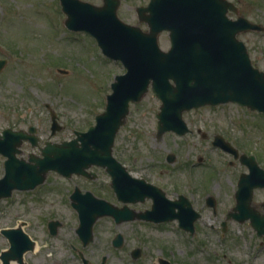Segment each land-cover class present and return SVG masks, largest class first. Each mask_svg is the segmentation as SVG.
Masks as SVG:
<instances>
[{
	"label": "rangeland",
	"instance_id": "rangeland-1",
	"mask_svg": "<svg viewBox=\"0 0 264 264\" xmlns=\"http://www.w3.org/2000/svg\"><path fill=\"white\" fill-rule=\"evenodd\" d=\"M144 1L122 0L120 17L145 29L135 11ZM233 1L240 14L264 24V0ZM65 18L59 0H0V46L12 54L0 74L3 124L19 129L34 125L42 139H47L52 109L64 125L53 137L55 141L73 138L74 130L85 131L94 124L95 116L105 108L114 77L126 71L120 60L103 55L93 36L69 30ZM239 37L253 62L264 70V32L249 31ZM159 41L164 49L170 47L167 32ZM160 104L151 90L132 103L113 151L132 175L161 186L170 198L184 193L191 199L202 214L193 236L178 221L116 223L106 215L96 219L93 240L84 246L76 231L79 216L70 199L75 186L119 206L123 203L117 200L104 168L92 167L97 174L94 179L76 174L69 178L52 171L35 189L15 190L0 200V229L25 222L24 229L39 243V251L26 252V264H84L79 251L90 264H100L102 258H106L105 264H161L160 258L172 264H264V236L257 234L249 220L228 219L223 230L226 215L235 205L237 181L249 170L239 157L213 144L221 134L240 154L254 153L264 168V113L236 103L193 108L183 114L190 132L158 135ZM209 195L217 201L215 210L206 204ZM262 201L264 188H258L254 203ZM151 204L152 199L147 198L129 206L139 211ZM53 219L60 222L56 234L48 228ZM118 232L124 242L115 247L112 240ZM8 247L0 230V252ZM137 248L140 255L134 257Z\"/></svg>",
	"mask_w": 264,
	"mask_h": 264
},
{
	"label": "water",
	"instance_id": "water-1",
	"mask_svg": "<svg viewBox=\"0 0 264 264\" xmlns=\"http://www.w3.org/2000/svg\"><path fill=\"white\" fill-rule=\"evenodd\" d=\"M62 5L67 14L66 25L92 33L104 53L121 59L127 71L117 76L112 93L107 95L105 110L96 116V124L87 131L77 130L75 138L61 143L47 142L42 148L43 157L27 168H17L18 162L10 153L6 174L0 179V198L10 196L16 188L36 187L50 170L67 176L77 173L92 177V172L87 169L98 165L111 174L112 186L120 200L136 202L148 196L153 198V204L151 209L137 212L127 204L118 207L91 192L82 194L76 188L71 197L79 212L77 232L84 245L93 239L94 222L103 215H112L118 223L135 218L154 221L178 218L180 225L192 234L194 222L201 214L187 197L180 195L179 199L171 200L161 187L132 176L113 154L117 132L126 122L130 103L140 101L149 87L161 100L157 113L158 135L168 130L185 134L189 128L183 112L205 104L236 101L264 112V70L254 67L245 42L238 38V33L264 30V25L242 15L237 19L230 18L228 11L238 9L229 0H151L148 6L137 8L140 19L150 27L147 32L119 18L120 0H106L103 6L82 0H62ZM163 30L169 31L171 47L168 50L159 44V34ZM53 120L55 132L61 126L57 125L54 114ZM13 134L15 145L27 138L36 143L37 137L22 130ZM214 142L235 152L221 135H217ZM241 159L250 172L241 174L236 204L227 217L240 221L250 218L251 225L262 236L264 213L255 210L251 203L254 189L264 187V169L253 156L244 155ZM208 204L215 205L212 196L208 198ZM59 225L58 221L49 223L53 233ZM223 225L225 230L226 221ZM1 231L11 243L0 256L3 264H10L11 259L24 264V253L33 249L34 240L22 225ZM123 242L122 233L113 239L116 247ZM80 254L85 264H89L83 253ZM132 254L138 257L140 248ZM105 260L103 258L100 264H105ZM162 263L171 264L166 259H162Z\"/></svg>",
	"mask_w": 264,
	"mask_h": 264
},
{
	"label": "flooded vegetation",
	"instance_id": "flooded-vegetation-1",
	"mask_svg": "<svg viewBox=\"0 0 264 264\" xmlns=\"http://www.w3.org/2000/svg\"><path fill=\"white\" fill-rule=\"evenodd\" d=\"M99 4H102L104 0H98ZM149 0H145L142 4H147ZM240 12V7H239ZM234 15L233 12H230V15ZM12 57L11 53H8L6 48H2L0 46V59H7V64L3 68V70L8 66L10 58ZM256 65V63L254 62ZM2 71H0V74H2ZM19 128H16L12 126L11 124H3V110L0 103V178L5 174L6 172V160L9 158V154H14V159L17 160L18 164L21 163V167H25L27 163H33L35 160H32V158H37L41 156L42 154V146L45 144V141L48 140L50 137L48 136L47 139H42L40 136V144L34 145L31 141H24L21 145H18L14 143L16 140L13 131L18 130ZM39 134V132H38ZM66 140V137H63V139H60L59 141ZM19 167V166H18ZM55 172V171H53ZM178 196V194H177ZM257 208L263 212V206L262 202L260 205H257Z\"/></svg>",
	"mask_w": 264,
	"mask_h": 264
},
{
	"label": "bare ground",
	"instance_id": "bare-ground-1",
	"mask_svg": "<svg viewBox=\"0 0 264 264\" xmlns=\"http://www.w3.org/2000/svg\"><path fill=\"white\" fill-rule=\"evenodd\" d=\"M39 249H40V246H39V243L37 242L36 245H35V247H34V249H33V252H37V251H39ZM19 263L20 262L19 261H16V260H13L11 262V264H19Z\"/></svg>",
	"mask_w": 264,
	"mask_h": 264
}]
</instances>
